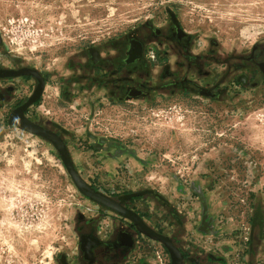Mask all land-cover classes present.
Listing matches in <instances>:
<instances>
[{
	"label": "flooded vegetation",
	"instance_id": "obj_1",
	"mask_svg": "<svg viewBox=\"0 0 264 264\" xmlns=\"http://www.w3.org/2000/svg\"><path fill=\"white\" fill-rule=\"evenodd\" d=\"M40 85L41 95L34 98ZM262 89L264 37L248 47L226 44L187 30L169 7L162 20L147 19L52 69L14 54L0 32V119L37 137L14 124L32 101L23 120L55 137L38 138L61 161L57 144L65 149L82 200L58 264H172L169 248L179 251L182 264H264V199L255 193L247 218L240 219L212 178L171 174L165 184L152 180L150 173L161 168L156 157L94 132L88 119L71 130L44 113L53 90L56 102L85 106L93 119L106 105L154 104L184 95L235 104Z\"/></svg>",
	"mask_w": 264,
	"mask_h": 264
},
{
	"label": "rangeland",
	"instance_id": "obj_2",
	"mask_svg": "<svg viewBox=\"0 0 264 264\" xmlns=\"http://www.w3.org/2000/svg\"><path fill=\"white\" fill-rule=\"evenodd\" d=\"M167 7L187 30L226 44L248 47L264 37V0H0V32L14 54L52 69L147 19L162 20ZM54 92L44 113L71 130L88 119L94 132L156 157L152 180L212 178L240 219L255 193L264 199V89L235 104L184 95L106 105L93 119L85 106L56 102ZM81 201L58 154L0 119V264H58Z\"/></svg>",
	"mask_w": 264,
	"mask_h": 264
},
{
	"label": "water",
	"instance_id": "obj_3",
	"mask_svg": "<svg viewBox=\"0 0 264 264\" xmlns=\"http://www.w3.org/2000/svg\"><path fill=\"white\" fill-rule=\"evenodd\" d=\"M41 92H42V85H40L39 88L37 89V91H36V93L34 95V98H37L38 96H40ZM31 102L32 101H30L28 104H26L22 109H20L18 111V115H20V119L14 124L17 125L20 129H24V130H26L28 132L35 133L37 135V137L43 138L45 140L47 139V140L55 141L56 139H55V137L53 135L52 136L48 135V134L42 132L41 130H38L35 127H32V125H29L28 122L23 120V110L25 108H27V106L29 104H31ZM11 125H13V123ZM57 148L59 149L60 154H62V161L66 165V168H67L68 172L70 173V175L72 177H74V174H73L72 168H71V164H70V160L66 156L65 149L63 147H61V145H59V144H57ZM139 229H141V228H139ZM145 233L150 235V233L147 230L145 231ZM151 235H153V234H151ZM154 237L160 239V236H154ZM169 250L171 252L172 259H173L172 264H182V261H181L182 257L180 255L179 251L177 249H173V248H169Z\"/></svg>",
	"mask_w": 264,
	"mask_h": 264
}]
</instances>
